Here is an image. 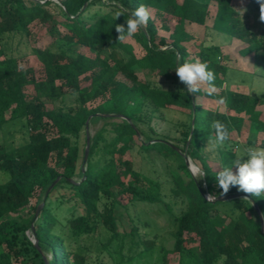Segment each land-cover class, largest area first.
I'll list each match as a JSON object with an SVG mask.
<instances>
[{
  "label": "trees",
  "instance_id": "16d2710c",
  "mask_svg": "<svg viewBox=\"0 0 264 264\" xmlns=\"http://www.w3.org/2000/svg\"><path fill=\"white\" fill-rule=\"evenodd\" d=\"M212 2L216 4L212 28L218 34L241 41L245 47L240 52H264V36L248 26L234 0H0V131L17 121H23L27 129L24 144L13 149L0 144V172L10 175L0 183V264H89L85 241L102 231L107 238L97 241L98 256L107 254L112 264H150L154 256L155 264H167L170 253L178 255L179 264H264V231L250 201L205 199L209 193L216 197L243 193L264 215V194L255 197L235 186L220 195L215 178L219 170L205 155L207 143L215 141L213 121L225 123L229 130L225 147H219L220 169L238 157L226 147L235 136L248 133L255 139L264 134V98L226 87L229 67L219 61L220 46L201 43L195 51L188 46L193 40L188 25L207 26ZM140 4L161 14V29L168 36L160 35L150 15L146 28L118 42L115 26L126 27L128 16L116 19L115 12L122 6L128 13ZM39 23L54 28L62 24L67 29L63 39L69 45L109 51V60L126 82L105 80L96 70V60L85 54L34 48L44 70V78L38 79L19 56L6 51L3 41L29 34L30 27ZM129 39L142 47V56ZM196 60L215 73L211 95L207 84H201L195 95L187 94L175 73L178 63ZM139 73L173 81L174 86L165 89L142 80ZM68 96L74 98L72 105L66 104ZM101 97L102 102L92 106ZM204 99L215 105H204ZM49 102L54 105L51 109ZM167 111L186 117L175 124L182 130L176 144L149 125L157 113ZM96 114L122 115L135 127L127 119ZM92 116V123H104L92 137L84 171L80 137ZM169 143L181 151L189 146L191 159L206 173L203 184ZM136 150L156 152L171 169V193L181 202L176 211L167 205L175 229L171 251L157 243V236L146 239L132 217L131 229L119 230V210L163 201L160 181L136 169L132 157ZM28 207L33 211L31 218L21 219ZM33 224L38 247L28 235ZM46 253L52 254L50 260Z\"/></svg>",
  "mask_w": 264,
  "mask_h": 264
},
{
  "label": "rangeland",
  "instance_id": "374dc122",
  "mask_svg": "<svg viewBox=\"0 0 264 264\" xmlns=\"http://www.w3.org/2000/svg\"><path fill=\"white\" fill-rule=\"evenodd\" d=\"M234 7L240 12L242 18L246 21L248 26L256 32L258 35L264 36V21L260 19V2L259 0H234ZM246 9V11L244 10ZM216 13V4L212 2L210 17L207 22V26H200L196 24L188 25V32L192 35L193 40L188 43V46L192 51H195L201 43L219 45L221 48V57L219 58L222 64L229 67L226 76V87L232 90L253 94L258 97L264 98V52H256L246 49L240 52L245 45L239 40H231V38L218 34L212 28V20ZM152 19L156 22L160 35L168 36V33L161 29L162 16L155 10H150ZM67 33V29L58 24L55 28L46 26L44 24H34L30 27L29 34H18L11 37H6L3 41V45L9 54L19 56L21 63L25 67H30L34 70L38 79L44 78V70L41 67L39 61L33 54L34 48L51 51H66L70 54H85L96 60V70L100 74H104V79H111L113 83L126 82L125 77L116 71V63L109 60V51L99 52L95 49H90L86 46L76 45L72 46L65 42L63 37ZM133 44L135 53L138 56L144 54L142 47L132 39L128 40ZM142 80H148L155 85L161 86L165 89L174 86L173 81H167L163 78H147L142 73H139ZM28 91L33 93L30 87ZM68 91L67 89L65 92ZM74 98L68 96L66 99L67 105H72ZM102 102V97L99 98L92 106H97ZM61 103V102H59ZM58 103V104H59ZM264 103V100H263ZM203 104L206 106H214L215 104L209 100L204 99ZM51 102L48 103V108H53ZM186 119L185 115L179 112L167 111L164 114L157 113L152 118L149 125L159 136H165L170 138L171 143H178L177 140L182 137V130L178 129L175 124L180 123ZM103 120L92 123L89 121L88 127L81 134L80 145L83 151L87 147V137H94L96 132L103 126ZM144 126V125H143ZM144 127H148L145 125ZM145 128V129H146ZM23 121H17L10 123L0 131V144L6 145L9 149L16 148L27 141V132ZM249 134L245 133L243 137H234V141L229 146L237 152L238 156H242L244 151L248 147H262L261 143L264 141V134H260L255 139H252ZM146 139V137H142ZM250 140V141H249ZM238 142V143H237ZM249 142V143H248ZM219 147L214 142H208L205 149V155L209 162L216 170H220L219 162ZM135 167L143 174L160 181L163 186V201L155 204L149 203H137L131 206L130 209H121L119 213V230L129 231L131 229L130 218L132 217L135 223L139 226L142 235L146 239L152 240L157 236V243L164 245L168 250H172L174 247V240L172 233L175 231L174 225L171 222L170 212L167 205H170L174 211L181 206L179 199H175L172 196L171 189L174 187V178L169 168L168 163L156 152L142 153L139 150L134 151L132 155ZM246 160L247 157L241 158ZM192 162L200 168L198 163L192 160ZM233 171H236L235 166ZM10 175L8 173L0 172V183H4L9 180ZM203 184L202 178L198 180ZM36 199L32 201V205H35ZM33 211L31 207L26 208L21 215V219L31 218ZM35 222V218L33 223ZM28 235L33 241L32 232L29 231ZM107 234L102 231L100 234L93 236L92 239H86L85 244L90 248L88 254L89 264H112V260L107 254L98 256L97 241L99 239L105 241ZM47 260L52 258V254H45ZM99 258V259H98ZM157 256H154L152 260H149L150 264H155ZM14 264H20L15 262ZM132 264H137L132 263ZM167 264H179V257L177 254L170 253L168 256Z\"/></svg>",
  "mask_w": 264,
  "mask_h": 264
},
{
  "label": "clouds",
  "instance_id": "9594fccd",
  "mask_svg": "<svg viewBox=\"0 0 264 264\" xmlns=\"http://www.w3.org/2000/svg\"><path fill=\"white\" fill-rule=\"evenodd\" d=\"M260 2V19L264 21V0ZM246 11V9H244ZM127 14L126 27L124 24H117L115 30L118 33V42L125 40L137 32L138 29L147 27L150 19L148 8L140 4L134 10L126 13L121 6V9L115 12L116 19ZM175 73L179 81L186 85V93L195 95L200 90L201 84H207L210 91L209 95L215 90V73L209 70V66L205 62L196 60L195 62L184 61L178 63L175 68ZM211 127L215 132L216 146H224L229 140V130L225 123L221 121H213ZM247 157L246 160L242 159ZM235 166L236 171H233ZM190 171L196 180L205 176V172L195 165H190ZM218 187L222 189L220 195H225L229 192L230 187L238 186V190L244 193H250L255 197L264 194V147H248L245 149L242 156H238L231 166L222 167L215 176ZM205 199L207 201L216 200V195L209 193ZM224 260L226 256L222 257Z\"/></svg>",
  "mask_w": 264,
  "mask_h": 264
},
{
  "label": "water",
  "instance_id": "95a60500",
  "mask_svg": "<svg viewBox=\"0 0 264 264\" xmlns=\"http://www.w3.org/2000/svg\"><path fill=\"white\" fill-rule=\"evenodd\" d=\"M94 116H103V117H120V118H124V119H127L130 123H132V121L125 117V116H122V115H116V114H108V115H101V114H96ZM90 117L89 121L94 117ZM89 121L87 122V125L86 127L88 126V123ZM133 124V123H132ZM134 126V124H133ZM135 127V126H134ZM139 135H140V132H139ZM191 139V137H190ZM91 144H92V137L89 136L88 134V137H87V147H86V150H85V156H84V160H83V169L84 171L86 170V166H87V162H88V159H89V154H90V149H91ZM173 148L177 149L173 144L169 143ZM188 148L189 146L186 148L185 151H181L179 149H177L179 151V153L182 154V156L184 157L185 161H186V164L190 170V165H193L192 164V159L190 157V155L188 154ZM191 172V171H190ZM192 173V172H191ZM193 175V174H192ZM60 179H58L55 183H53L51 185V187L49 188L48 191H50L54 186L55 184L59 181ZM208 194H205V197L207 196ZM232 198H245V199H248L250 201V203L253 205V207L255 208V211L257 212L258 214V217L260 219V222H261V225H262V230L264 231V215L262 213V211L260 210V208L258 207V205H256L254 203V201L246 194H243V193H237V194H234V195H228V196H220V197H216V200L214 201H224V200H228V199H232ZM43 203L39 205L38 209H37V212H36V217H35V222L42 210V207H43ZM34 222V223H35ZM31 232H32V235H33V242L34 244L38 247V240L36 238V234H35V229H34V224L32 226V229H31Z\"/></svg>",
  "mask_w": 264,
  "mask_h": 264
},
{
  "label": "bare ground",
  "instance_id": "6f19581e",
  "mask_svg": "<svg viewBox=\"0 0 264 264\" xmlns=\"http://www.w3.org/2000/svg\"><path fill=\"white\" fill-rule=\"evenodd\" d=\"M88 127V126H87ZM193 165H195L193 162H192ZM196 166V165H195Z\"/></svg>",
  "mask_w": 264,
  "mask_h": 264
},
{
  "label": "built area",
  "instance_id": "2783aa9c",
  "mask_svg": "<svg viewBox=\"0 0 264 264\" xmlns=\"http://www.w3.org/2000/svg\"><path fill=\"white\" fill-rule=\"evenodd\" d=\"M41 2H43V1H41Z\"/></svg>",
  "mask_w": 264,
  "mask_h": 264
}]
</instances>
